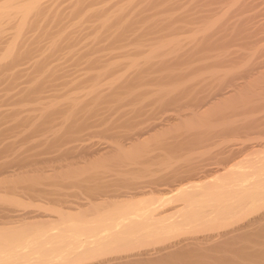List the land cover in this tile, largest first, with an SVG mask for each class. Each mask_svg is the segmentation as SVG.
Returning a JSON list of instances; mask_svg holds the SVG:
<instances>
[{
    "label": "bare ground",
    "instance_id": "obj_1",
    "mask_svg": "<svg viewBox=\"0 0 264 264\" xmlns=\"http://www.w3.org/2000/svg\"><path fill=\"white\" fill-rule=\"evenodd\" d=\"M46 1H49V0H36V1L34 0V1H32L33 2L32 4L28 3L30 5L26 4L25 6H23V8L18 9V11L20 10L19 11L20 20H18L19 23L17 24L16 34L14 35V38H13L11 44L4 50L3 53L0 54V84L1 83L4 84L6 82L4 84L5 89H3V87H2L3 90L1 89V91H0L1 92L0 103H3V102H6L7 104L12 103L15 105H12V104L11 105L13 107H15L20 102L22 103L25 100L27 101L26 98L30 97L31 94L36 93L38 95L41 92H43V91L45 92L48 89H50V90L52 89L53 91L61 89V87L64 85L61 84V82H59V84H57L58 79L69 77L68 72H67V71H69V69H67L68 68V66H67L68 61L65 62V63H67L65 65V66H67V68L65 66H62L61 65L62 61H60L61 63H59V68H56V67L52 68V69H55L54 71H50L47 68L45 70L49 71V72L46 74V73H44L45 71L43 73H41L42 72L41 68L42 67L46 68L47 66H42L43 64H41V62H42L41 61L40 62L41 67H40V64H37V60H38V59H36L37 57L34 56L35 57L34 61L36 60V63L32 62V65H29L30 66L29 69H23V70L17 69L19 67L18 65L21 63V61H23L22 64L24 65V62H26L24 60H26V58L29 55L31 56V54L35 53L37 56L39 55V57H38L39 59H41V57L43 56L42 52H44V51H42L41 49L42 48L44 49V47L46 48V46H43L44 44L41 45L42 43H39L42 41L41 36H43V35H41L38 38V40H40V41L33 42V43H38L39 45H41V46H39L40 50L38 48H36V50H37V51L35 50L36 52L31 50L33 48H29L30 52L27 51V49H25L23 47V43H24L23 41L25 40V33H27V37H28L29 33L27 32V30L32 29V27L34 28V26H33L34 22L33 21H35V19L32 20L33 16L37 12H38V15H39V13H43V12H39L40 10L38 11V9ZM50 1H56V0H50ZM75 2H76V0H75ZM52 3L53 4L54 3L59 4L58 0L56 2H52ZM52 3H51V6L49 7V9L50 8L54 9V6L52 7ZM174 3L176 4V2H174ZM250 3H251V1H250ZM48 4H50V3H48ZM76 5H78L79 7L81 6V5H79V3L78 4L76 3V4H74V8ZM176 5H171L172 7H170V9L171 8L173 9V6H176ZM6 8L3 7L0 9V19L3 16L6 17L7 13L9 12ZM52 10H50V11H52ZM56 10L55 11L58 12V14H60L59 8L58 9L56 8ZM249 10H250V8H249ZM134 11H136V10L134 9ZM176 11H178V9ZM17 12H16V14H18ZM159 12H161V11H159ZM198 12H201V11H198ZM130 13L134 14V12H132V11H130ZM136 13H137V11H136ZM38 15H36L35 17H37ZM69 15H70V13H69ZM137 15H139V13ZM172 15H173V13H172ZM188 15H189V13H188ZM200 15H202V14H200ZM240 15L242 16V14H240ZM244 15H246V14H244ZM58 16H60V15H58ZM66 16H67V13H66ZM126 16H128V15H126ZM126 16H123V19ZM60 17H58V18L61 19L64 16L61 18ZM89 17H91V16H89ZM114 17L111 16L108 19H106L107 18L106 17L105 19L101 20V22H100L101 26L98 23L99 28H98V26H97V28L101 30L104 27H107V26L110 27V24L108 25V22L110 23V21ZM205 17L207 18V15ZM55 18H57V17H55ZM129 18H127L128 21H126V19H125V20H123V22H120V21H122L121 18H119L120 21L116 20V18H115V20L113 19V23H114V21L115 22L117 21L119 23V26H117V28H120V26L122 24L123 25L121 27L122 29L124 26L129 27L126 29H132L135 27L134 33H136V31H139V29L137 28V25H134V24H138L140 21H138V23H134L133 22V21H135V19H134V20H131V22H130ZM184 18H185V16H184ZM191 18H192V16L190 17V19ZM203 18H204V16H203ZM208 18H209V16H208ZM109 19H111V20L109 21ZM187 19H188V17H187ZM256 19H258V18H256ZM139 20L143 21L142 19H139ZM177 20H179V19H177ZM180 20H181V17H180ZM180 20L178 22L174 21L176 23V26L177 25L179 26V24H181ZM195 20H197V19H195ZM198 20H200V19H198ZM54 21H56V20L54 19ZM61 21H62V19L59 22H61ZM63 21H64V19H63ZM200 21H202V20H200ZM35 22L37 23L38 21H35ZM62 22H61V25H62ZM36 23L34 24L35 26H37ZM40 23H42V22H40ZM44 23H46V22H44ZM113 23H111V25ZM183 23L184 22H182V24ZM191 23H190V25H191ZM208 23H210V22H208V21L207 22H204V21L201 22L204 29H203L201 35H199V33H198L199 36L193 34L194 36L191 35V37H187V38L183 37V39H182V37H181V39H178V38L174 39L172 36V38H173L172 40H167L168 35H166L167 38L163 37L166 39V43L162 46H159V47H157L156 45H153L154 44L153 41H152V43L149 42L151 44L150 45L148 43L149 39L148 40L142 39L145 35H148V33H147L148 30L146 28H144L145 30H147V31H144V29L142 28V30L139 31L140 34H142V33L145 34V35L142 34L143 35L141 37L142 41L140 42V40L135 39L138 37H132V39L136 40V41L134 40V44H133V46H134L133 48H135L134 50L138 49L139 46L135 45L138 42H139L138 45L140 43H141V45H143V43H145L146 46L149 45L148 48L146 47L147 49L146 48L144 49V48H142V46H140L141 47V48L139 47L140 50L138 49L137 50L138 52L136 51L138 53V55H141V56L145 55L143 57L144 58L143 62L137 60L136 56H133V54L131 52L132 50H130V49L128 50V46L123 44L125 42V40L127 39V38L126 39L123 38V37H125L124 34L127 30L124 28V31H123L124 36L123 35L120 36L119 34H121V33L116 32L119 35L118 36L119 42L122 41L120 38H122L124 41V42L122 41L121 43H119L118 47L120 50L121 49L126 50V54H123L124 53V52H122L123 50L121 51L122 54L120 53V55H124V56H122V59H123V57L126 58L123 61L124 64H120V65H123V67L125 66V68H124L123 72L121 71V74H119V75H118L119 71L116 72L117 73L116 75H118V76L117 77L115 76V78L117 80H115L116 82L112 83L110 86H112V88H113L112 89L113 95H114V93H116V96L121 94L120 97L117 96V99L119 98V102H123V103L125 102V104L128 102L130 104L129 101H131V99L133 101L136 100L137 103H135L136 106H135V109L133 108L134 109L133 112H135L137 114V117L134 118V120H132V122H130V123H128L126 121L128 119L125 120L127 123L125 121L124 122L121 121V119H120V123H119L120 125L119 124L116 125V123H115V125L113 123L110 125V123H109L110 126L109 125L106 126V124H105V122H108V120L104 121L103 118H102V120L99 119L98 121L95 122V126H96V124H99V125L101 124L100 126H103V127H100V126L97 127L98 129H100V128L102 129L103 135L101 134L100 130H99V132H97V134L100 133L98 135L103 136V137L105 135V138L107 137L106 139L109 138V139L114 140V138L116 136L118 137L117 133L115 134V130H116V128L119 127V129L121 131H123L122 132L123 134L121 133L123 136L126 134L125 130L129 131V129H130L129 135L128 134L125 135V136L128 135V137L125 138V136H124V138H125L124 140L127 139L128 142L129 141L142 142V141H140L141 139L146 140L147 139L146 137H149L152 133L159 131L163 128L165 129V127L167 128L168 126H172L177 121H183V120L187 119L188 115L195 114L196 112H198L199 109L204 110L207 107L209 108L210 107L209 105H211V107H212L213 104H217L216 101L221 100V99H223L222 101L225 102L227 98H230V97L233 98L232 96L235 93L239 92L240 89H242V87H244L241 85L239 80L247 79L248 71H246V70L244 73H240V74L238 73V70H237V73L239 74V75L237 74L238 75L237 78L231 77L230 75L233 76L236 73L234 72L235 74H233L229 71V76H230L229 78H227V75L221 76V77H223V79L222 78L221 79L223 81L225 80L224 82L219 79L220 77L218 75H220L221 73L219 70H215V67H216L215 62L216 61H214L217 58L215 59L213 57L215 54L212 56V54L207 55V53H206V51L207 52L213 51L215 49L214 46L210 45V44H212V43H210V40H211V37H213V36L210 33V27L211 26ZM43 24H41V25L38 24V26L40 27ZM46 24L48 25L49 23L47 22ZM52 24H54V23L52 22ZM55 24H58V27L61 30L62 27L59 26L60 24L56 23V22H55ZM216 25H217V23H216ZM44 26H45V24H44ZM55 26L56 25H54L52 28L54 29ZM65 26H63V27H65ZM163 26H165V25H163ZM176 26L174 25V27H176ZM47 27H46V29L49 28V27L48 28ZM68 27H71V25ZM68 27H67V29H68ZM75 27L77 28V25ZM109 27H108V30L110 29ZM180 27H178V28L176 27V28L179 29ZM52 28H49V29H52ZM171 28H173L172 24H171ZM181 28L184 29L183 27H181ZM67 29H66V32H64L62 34H61V32H63L64 29H63V31L61 30L60 33L57 32V33L61 34L60 36H58L59 35L58 34L57 37H59L58 41H61L60 43H63L64 45H66L65 47H70L72 44L74 45L73 42L71 44V41L74 40L73 36H72L73 31H75V30L77 31V29L80 30V29H82V27L81 28L78 27L77 29H74V30L71 29L72 35L70 33L66 34L68 32V30H70V28L68 30ZM42 30H44V29H42ZM150 30H152L151 27H150ZM48 31H50V30H47V32ZM82 31H83L82 34H84V30H81V32ZM109 31H108V34H109ZM142 31H144V32H142ZM186 31H187V29H186ZM171 32H174V31H171ZM171 32L169 31V33H171ZM178 32L179 31H177V33ZM36 33H37V31H36ZM54 33L57 34L56 32H53V34ZM77 33L81 36V40H82V36L86 37V34L82 35L79 32H77ZM155 33H157V31ZM177 33H174V35L176 34V36H178V35H180L179 33H181V32H179L178 35H177ZM37 34H39V33H37ZM37 34H35V35H37ZM74 34L76 35V33H74ZM117 34L114 33V35H116V38H117ZM50 35L53 36L52 34H50ZM50 35L48 36V38H51ZM79 35H78V38H79ZM103 35H106L105 32L103 33ZM133 35L135 36V34H133ZM151 35H152V33H151ZM156 35H155V38H156ZM172 35H173V33H172ZM46 36H47V34H46ZM138 36H140V35H138ZM170 36H171V34H170ZM34 37H36V36H34ZM54 37H56V36H54ZM76 37H75V39H76ZM97 37L98 36L95 37V41L94 40L92 41L93 43L98 42ZM100 37H102L103 40H105L103 36H100ZM158 37H159V35H158ZM45 38H47V37H45ZM114 38H115V36H114ZM116 38H115V40H116ZM151 38H152V36H151ZM155 38L152 40H155ZM71 39H73V40H71ZM100 39H98V40L100 41ZM110 39L112 40V38H110ZM79 40H77V41H79ZM27 41H25V42H27ZM29 41H30V39H29ZM181 41L192 46L190 48H191L193 54L199 55L200 52L202 54L200 53L198 58L196 57V59L194 58L193 60H191L190 56L185 55L187 52H191L189 46H188L189 50L187 48L179 50L180 45H181V44H179V42H181ZM65 42H66V44H65ZM79 42H81V41H79ZM79 42H77V43L79 44ZM103 42H106V41H103ZM103 42H102V44H103ZM110 42L108 41V43H105V45L107 47L110 46L109 51H111L110 49H112L111 45L108 46V44ZM29 43H27V45H29ZM95 43L92 45L94 46ZM111 43H113V42H111ZM177 44H179V45H177ZM198 44H200L201 49L195 48V47H197ZM84 45H85V43H84ZM98 45H100V43L96 44V46H98ZM113 45H114V43L112 44V47H113ZM176 45H177V47L179 46V48H177L178 50L176 48H174ZM33 46H35V45H33ZM75 46L76 45H74L72 47H75ZM78 46H81V44ZM78 46L75 48H78ZM143 46H145V45H143ZM27 47H29V46H27ZM36 47H38V46H36ZM57 47H58V45H57ZM61 47H62V45H61ZM104 48H106V47L104 46ZM114 48H115V45H114ZM95 49H96V47H95ZM221 49H222V47H221ZM38 50L42 54V56H41V54H39ZM46 50H47V48H46ZM46 50H45L44 56L46 55V52H48ZM53 50H54V52H51ZM55 50H58V49H56V46L52 47V50L50 49L49 53L54 55L56 52ZM59 50H61V52L64 51V50L62 51V49H59ZM86 50H87V48H86ZM260 50L263 51L262 49H260ZM95 51H97V50H95ZM95 51H91V53H93ZM261 51H260V53H261ZM79 52H80V50H79ZM106 52H108V49ZM214 52H215V50H214ZM234 52H236V51H234ZM56 53H58V52H56ZM70 53L71 52H69V54ZM111 53H113V51ZM260 53H259V55H260ZM69 54H68V56H69ZM73 54H72V56H73ZM105 54H108V53H105ZM101 55H103V54H101ZM101 55H99V56H101ZM108 55H112V54H108ZM138 55H137V57H138ZM183 55L187 56V59L185 56H184L185 58H183ZM54 56H56V54ZM54 56H52V57H54ZM68 56H66V57L68 58ZM91 56H92V54H91ZM191 56H192V54H191ZM262 56L264 57V53ZM46 57L48 58L51 56L49 54H47ZM66 57H64V58H66ZM75 57H76V55H75ZM107 57L108 56H106L105 59H107ZM193 57H195V55H193ZM95 59H96V56H95ZM97 59H96V61H97ZM105 59L103 61V58H102V61L105 62L106 61ZM117 59H119V58H117ZM62 60L64 61V59H62ZM77 60H75L77 62L76 65H78ZM93 61H94V63L96 62L95 60H93ZM27 62L30 63V61L28 59H27ZM69 62H71V60H69ZM103 62L101 63L102 67H104ZM109 62L104 63V65L106 64V66H108L107 68L105 67V69L103 68L104 72H105V70L107 71V69L110 68L111 71L114 70V74H115V71L117 70L115 68L116 63L114 65L115 67L114 66L110 67ZM117 62H118V60H117ZM120 62L121 61H119V63ZM233 62L234 61H232V63ZM38 63H39V61H38ZM82 63H83V60H82ZM73 64H74V62H73ZM194 64H195V66L193 67ZM196 64H199V66L197 67ZM220 64H221V62H220ZM60 65H61V67H60ZM92 65H94V64L92 63ZM27 66H25V67H27ZM89 66H91V65H89ZM95 66H96V64H95ZM95 66H91L90 69L92 67H95ZM118 66L119 65H117V67ZM85 67H87V65ZM173 67H175V68H173ZM222 67H225V65L224 66L222 65L221 68ZM77 68H78V66H77ZM82 68H83V66H82ZM121 68H122V66H121ZM65 69H67V70H65ZM95 69H96V67H95ZM103 69H101V70H103ZM119 69H120V67L118 68V70ZM200 69L203 70L204 73H201L198 76H196V75L194 76L192 74V73H194V74L196 73V71L194 72L193 70L198 71ZM42 70H44V69H42ZM92 71L90 70L89 72H92ZM111 71H110V73H111ZM240 71L242 72V70H240ZM73 72H74V70H73ZM107 73H108V71H107ZM100 74L102 75V72L99 73V75ZM114 74H112L111 76H113ZM188 74H190V75L192 74L193 77L192 76L190 77V75H188ZM226 74H228V71ZM72 75H71V77H72ZM76 75H74V76L76 77ZM79 75L80 74H78V76ZM74 76L72 77V79L74 78ZM87 76L86 77L89 79V81H91L90 79H92V81H94L93 79L96 77V74L90 75V73H89V75H87ZM79 77H81V76H79ZM99 77L101 78L102 76H99ZM105 77L106 78L108 77L107 74H106V76H104V78ZM130 77H133V80H131ZM21 78H23L25 81H20ZM104 78L102 77V79H104ZM210 78L212 80L213 79H216V80H213L211 82L209 80ZM96 79H99L98 76ZM217 79L220 81L216 85L214 83H215V81H217ZM252 79H255V78H252ZM84 80H85V78H84ZM99 80L101 81V79H99ZM208 80L210 81V84H209ZM55 81H56V83H55ZM206 81H208V85L206 84ZM250 81H251V79H250ZM100 83L96 84L93 82L92 83L93 85L89 86L90 87L89 89H88V86L86 87L87 88L86 89L82 85H80L83 87L84 91L87 90V94L90 96L89 97L90 100L88 99V96L86 97V94L84 95L85 101L81 97L80 98L83 100L78 101L79 96L77 97L76 95H73L76 98L75 97L68 98V97H65L67 95L64 96L62 94L65 99L67 98L66 99L67 104L65 105L66 107L65 106H62V107L65 108V111H66V109L68 110V108H69L68 113L70 114V111L72 112L70 115L67 114V111L61 112L64 110V108H62V107H60L57 110L54 109L53 114L47 113L43 117L39 116V115H37V116H31L30 115L29 116L28 114L25 115L24 117H17V116H20V114H19L20 111H22V112L23 111L24 112L30 111V110H26V109L23 110L20 107L14 109L13 114H12L13 109L9 108L11 113L7 109L9 111L10 115L9 114L7 115L8 111H6V109H5V111L1 110L3 112H7V113L4 114L0 111V138L3 137V135L7 132L8 133L9 132H11V133L16 132L17 133L16 136H19L18 133H21L23 130L28 129V130H25L28 133L23 132L25 134V136L24 135H22V136L25 137L24 138L25 140L27 139L29 141V139H30L29 135L31 134V132H32V134H36L37 132H39V134H42L41 131H43V133L45 132L44 133L45 135L47 132H49V133L51 132L52 133V135H51L52 139H50V140L45 139V141H37L36 142V143L42 142L43 144H41V145L40 144L35 145V143H33V142H31V144L32 145L34 144L33 146H37L38 150L41 149L40 153L43 157L47 151L49 152V150H51L50 152H52V153H55L53 151L57 152L56 159L58 161L61 159L66 161V158L70 154H72V156H75L74 155L75 153L73 154V152H74V150H77L78 147L71 145V143L77 142L78 137L83 135V134H81L79 136L80 132L81 131L83 132L85 127H86V129L89 128V129H87L89 131L92 127V129H93L92 132L95 131L94 135L95 136L97 135L96 131H98V130H94L93 126H91V124L88 122V120L90 121L92 119L91 116L94 117V115H91V114L92 113L95 114V112L98 111L97 109L102 108L101 111H103L105 108V111H106V107L101 106L98 108V106H100V104H102V102H103V100H102L103 96L101 97V88L98 87V85L101 86ZM211 83H213V84H211ZM193 85H197V87L200 86L201 88H204V91L210 85V88H212L213 90L212 89L208 90V88H209L208 87L207 90L209 92L208 91H206V92L207 93L211 92V94L207 95L208 97L207 96H201V95H203V92H204L203 89H202V91H200L199 89H201V88L198 87L197 88L199 90L198 92H191V91H197L196 89H194V90H192L193 88L191 89V86H193ZM211 85H212V87H211ZM213 85H215V86H213ZM102 87H104V85ZM74 88H75V86H74ZM107 88H109V87H107ZM83 89H81V90H83ZM109 89L111 90V87ZM88 90H89V92H88ZM110 90H108L106 92H108L110 94V92H109ZM124 90L126 92L127 91L129 92V96H128L129 99H127L128 97L125 98L128 93H126ZM210 90H212V91H210ZM12 91H13V93H11ZM76 91L77 90H75V92ZM78 92H79V90H78ZM123 93L124 94L126 93V96L123 95ZM104 94H107V93H104ZM62 95H59V97L60 96L62 97ZM204 95H206V93H204ZM237 95H239V94H237ZM121 96L123 98H121ZM202 97H203V99H202ZM204 97H205V99H204ZM23 98H25V100ZM42 98H44V97H42ZM42 98H38V99L35 98V99H32L31 101L34 102L35 104L39 103V105H41L42 104L41 101L45 100ZM86 99H88V100L86 101ZM21 100H23V101H21ZM115 100L116 99H114L113 101L115 102ZM108 101H109V103L111 102L110 104H112L111 100H108ZM222 101H219V103ZM227 101H228V99H227ZM32 102H30V103H32ZM134 102H133V106H134ZM6 103H5V105H6ZM131 103H132V101H131ZM225 103H227V102H225ZM113 104L115 106L116 102ZM127 104H126V106H127ZM220 104H222V103H220ZM117 105L119 106L120 104L117 102ZM150 105H153L154 107L151 109ZM37 106L38 105H35L32 108L35 109L34 107L37 108ZM110 106L112 108V105H110ZM110 106H109V108H110ZM148 106H150V107H148ZM38 107H40V106H38ZM211 107H210V109H211ZM219 107H220V105H219ZM219 107H217V108H219ZM123 108H124V106H123ZM147 108H150V110H148ZM16 110H20V111H16ZM189 110L192 112H190ZM186 111H188V113ZM98 112L100 113V111H98ZM57 113H60V114L62 113V116L64 115L63 113H66V115H64V116H67V117L69 116V117L68 118L67 117L66 118L61 117L62 121L60 122V125H62L63 127L60 126L59 123H57L59 126L54 123L56 125V127L58 126L60 128V129L55 128V125H54V128L57 129V130H55L54 128H52L53 123H50V120L52 118H54V120H55L57 115L52 117V118H51V116H53ZM60 114H58L59 117L57 116V119L59 118V121L61 119ZM203 114H204V112H203ZM98 115L99 114H97V116ZM197 115L199 116V114H197ZM76 116H78V117H76ZM192 116H194V115H192ZM227 116L228 115H226V117ZM189 117H188V120H189ZM9 119L13 120V121L10 120L11 122H13L12 125L9 124ZM196 121H197V119H196ZM2 122H4L5 124L7 123L10 126L8 125L9 127L8 126L4 127L6 129L2 128L3 130H1V125H3ZM53 122H55V121H53ZM117 122H118V120H117ZM121 122L126 123V124L123 125ZM91 123H92V121H91ZM49 124H51L50 125L51 127H49ZM88 124H90V127H88L89 126ZM233 124H231V125H233ZM187 125H188V123H187ZM235 125L236 124H234V126ZM104 126H106V127H104ZM133 126H135V127H133ZM201 126H202V124H201ZM244 126H245V124H244ZM121 127H124L126 129H124V128L122 129ZM128 127H130V128H128ZM132 127L134 128V132L131 129ZM185 127H187V126H185ZM103 128H104V130H103ZM226 128L228 129V127H226ZM229 128H230V126H229ZM191 129H193V128H191ZM230 129H232V128H230ZM237 129L239 131V128H237ZM225 130H223V131H225ZM243 130H244V133H240L242 131H240V132L234 131V134H235L234 135L232 131H229V135H228V133L226 135L231 136L233 134V136L230 138L240 136V137H242V139L245 138L244 142H246V143H247V141L250 142L248 131L246 130V133H245V128ZM121 131H119V135H120ZM178 131H180V130H178ZM92 132L89 135H87L88 133L85 134L86 137L88 138V136L90 137V135H93ZM49 133H47L48 136H50ZM220 133H221V131H220ZM230 133H232V134L230 135ZM15 134H13V135L15 136ZM36 135H38V134H36ZM45 135H43V136H45ZM32 136H31V138H32ZM170 136H172V135H170ZM20 137H21V135H20ZM96 137H99V136H96ZM172 137H174V136H172ZM182 137H184V136H182ZM10 138H11V135H10ZM22 138L23 137H21V139ZM257 138H260V137H257ZM6 139H7V137H6ZM17 139H20V138H17ZM195 139H194V141H195ZM235 139H237V138H235ZM80 140H82V138H80ZM122 140H123V138H122ZM168 140H170V139L168 138ZM0 141H2V139H0ZM19 141L20 140H18V142ZM156 141H158V140L156 139ZM199 141H202V140H199ZM222 141L223 142L220 141L221 143L216 144V145H218L217 147L219 148L216 150V152L211 151L209 153V155H207L206 157L204 155H201L202 152L200 154L201 156L199 154H197V152H196L195 153L196 156H194V158L196 160H193L194 158L192 157L193 159H192L191 163H188L187 165H182V164L178 165L179 164L178 162L177 163L175 162L177 165L175 163L169 164L168 163L169 159H167L165 161H163L164 159H162L159 161L157 160L158 162L152 161V163H149V161L146 159L148 161V163L147 162L143 163L141 161L142 162L141 165L143 164V166H146V167H143L144 169H142V168L140 169V166H138V165H137L138 167H136L135 164H137V163H135V162H134L135 164L133 162H132L133 164L131 162H127L126 164L123 165V172L121 170L115 171V172L113 171L114 173L112 171H110V173H113V174L104 176L103 174L100 173V171L97 172L95 169V170H89V172L92 173L91 176L84 178L82 176V174H81L82 177L81 176L79 177V175H80L79 174L76 177V179L73 178L75 176H73L72 178H70L68 176L72 180H70V179L65 180L66 178L65 179L63 178L64 181L59 180L57 182H55V181L50 182L49 181L50 179L46 180L48 177L43 179V177H42L43 175L41 176V174L46 173V172H44L41 167L39 168L38 164L36 163L37 161L40 162L41 160H42V162H47V161L49 162L50 161L49 158L45 161L44 159H46V158L42 157L43 159H41L40 158L41 155H39V157H38L39 159L35 160V159H37L36 157L38 156L39 151H37L38 154L32 151L33 154L37 155L36 157L31 155L32 153H29V155H27L26 152H19L16 148L15 149L17 151L13 150L14 148H12V146L15 147V145L17 146V145H19V143L15 144V145L8 143L9 144L8 145V144H6L7 143L6 142L5 143L6 146H4L3 148L1 146L2 149L0 150V154H2V152H3V155H4L5 154L4 151H6V152L8 151L10 153L7 152V154L8 155L10 154L9 156H11V157H8V155L6 154L5 155L6 158L1 159L2 156L0 158L1 159L0 160V204H1L0 208L2 210H4V211H2L0 209V213H1V211L3 212L0 215V264H233V259L235 260L237 257L238 258L240 257L241 261H242V258H246V259L247 258H257L256 260L260 261L258 263H262L263 261L261 262V259L264 260V243H263L264 242V240H263V238H264V150L260 151V152H254L250 155H246V157H244V158L239 159L237 157L238 156L237 154L239 153V151L235 150L234 149L235 147H233L236 140L229 139V137H228L227 139L224 138ZM81 142H83V141H81ZM85 142H83V143H85ZM213 142H215V141L213 140ZM25 143L27 144V142H25ZM25 143H24V145H26ZM174 143H173V145L176 144V143L175 144ZM178 143H177V145H178ZM31 144H30V146H31ZM64 144H67V145H64ZM80 144H82V143H80ZM124 144L117 141L112 145H107V146L99 148L97 150H92V146L94 144L93 145L90 144L92 146H89V145L85 146L84 149H85V151H91V153H93L92 155L87 153V155H90L91 157L92 156L94 157V154H97V155L100 154L101 157H103L102 155H107V157H108V155L111 152H115V151L118 152L119 154L123 153L124 156H128V157L134 156L135 155L134 152L131 153L132 148L128 152L124 148ZM131 144L133 145L135 143L130 142V146H132ZM139 144H141V143H139ZM162 144H164V142H162ZM180 144L182 145L183 142H181ZM180 144L178 145V147L176 145V147L179 149H174L172 147L173 145L171 144L170 150H168L167 147L169 146V144H167L166 142H165L166 147H164V145H163V147H164V149H167L165 151L168 152V154L178 153L176 155H179V153L181 151L180 149L184 148L183 145L185 143L182 145L183 147L181 146V148H180ZM199 144H201V143H199ZM208 144H209V141H208ZM196 145H197V142H196ZM237 145H239V144H237ZM243 145H244V143H243ZM33 146H31V147H33ZM39 146L43 147V148H39ZM63 146H67V147L63 148ZM133 146H135V145H133ZM160 146L162 147V145H160ZM194 146H192V147H194ZM206 146H208V145H206ZM247 146H249V145H246V148L248 150V148H250V146L249 147H247ZM195 147H197V146H195ZM198 148H200V146ZM204 148H205V146H204ZM19 149H20V147H19ZM27 149L32 150V148L31 149L27 148ZM161 149L163 152L164 151L163 148H161ZM184 149L186 150V147ZM44 150H47V151H44ZM200 150H199V152H200ZM254 150L258 151V149H255V148H254ZM13 151L16 154L14 153L12 156L11 152L13 153ZM196 151H197V149H196ZM206 151H207V149H206ZM43 152H45V153H43ZM140 152H141V150H140ZM166 152H165V154H167ZM82 153H84V152H82ZM79 154H80V152H79ZM184 155L185 154H183L181 156L184 157ZM113 156H115V155H113ZM152 156H153V154H152ZM159 156L161 157L162 155H159ZM197 156H200V157L203 156L205 158H203V159L198 158L197 159ZM77 157H79V155ZM160 157H159V159H160ZM180 157H179V159H180ZM69 158L70 157H68L67 160ZM146 158H147V156H146ZM149 158H150V156H149ZM52 159L53 158H51V161H52ZM181 159H183V158L181 157ZM71 160H73V159H71ZM188 160L189 159H187V162H188ZM54 161H55V159H54ZM62 161H60V162H62ZM166 161H167V163H166ZM173 161H174V159H173ZM73 162H74V160H73ZM146 163H147V165H145ZM62 164H60L62 166L59 167L60 171L63 168L64 169H66L67 167L70 168V166L73 163H68L66 165L64 163H62ZM212 165H213V167H212ZM108 166H110V165H108ZM119 166L121 167L122 165H119ZM209 166L212 168H210ZM214 166H216V167H214ZM30 167H32V168H30ZM25 168L29 169V171L25 170ZM55 168H56V166L53 169L55 170ZM22 169H24V170H22ZM50 169L52 170V168H50ZM90 169H92V168H90ZM57 170H58V168H57ZM78 170H77V172H78ZM18 171L19 172L23 171V173H21V172L19 173ZM52 172L54 173V171H52ZM34 173H35L36 177L31 176V174H34ZM84 173L86 175H90L88 172H87L88 174L86 172H84ZM28 174H30V175H28ZM49 174H50V172H49ZM45 175H47V174H45ZM86 175H84V176H86ZM57 177H58V175H57ZM120 177H123V178L125 177V178L122 179ZM44 180H46V181H44ZM52 180H56V178L52 179ZM53 182H55V183H53ZM41 184L46 186L45 189L40 186ZM53 185H54V187H55V185L60 186L63 190L62 191H56L60 187H56V189H55L53 187ZM48 186H50L49 188L50 189L52 188V189L51 190L46 189V188H48ZM83 186H86V187L90 186L89 188H87V190L89 192L82 193L79 189L80 193H82V194H78L79 192L76 193L78 190L76 192L70 191L71 189L73 190V188H75V187L76 188L79 187L83 190L84 189L86 190V188L85 187L83 188ZM7 190H8V194L6 192ZM16 190L17 191L20 190V192H23V193L26 192L28 195H30L33 198L37 197V198L42 199V200H40L41 204H38L39 202L36 201L38 204L37 205L36 202L34 201L36 204L35 205L36 210L31 211V209H30V211H26L27 208L23 209L21 207H25V206L27 207V205L29 206V204H31V203H25V202L21 201V199H22L21 197L26 195L25 193H24V195H22V193H21L22 196L18 195L16 197H15V194L12 195L11 192L12 191L14 192ZM58 190H60V189H58ZM9 192L12 196H10ZM32 205H34V203H32ZM31 207L33 208V206H31ZM35 207H34V209H35ZM246 238H252L254 241L257 240V242H258V238H262L263 242L260 245L254 243L255 246L248 247V248L246 246H239V243H241V241L243 239H246ZM242 242H244V240ZM259 242H261L260 239H259ZM251 244H252V242H251ZM258 246H260V247H258ZM234 255L237 257L235 258ZM251 261H253V260H251ZM251 261L248 259V262H251ZM245 262H246V260L244 261V263ZM240 263L244 264L242 262H240ZM251 264H253V263H251ZM262 264H264V263H262Z\"/></svg>",
    "mask_w": 264,
    "mask_h": 264
},
{
    "label": "rangeland",
    "instance_id": "obj_2",
    "mask_svg": "<svg viewBox=\"0 0 264 264\" xmlns=\"http://www.w3.org/2000/svg\"><path fill=\"white\" fill-rule=\"evenodd\" d=\"M32 1H34V0H0V9L1 8H3V7H7L6 9L9 11L8 13H7V15H6V17L5 16H3L1 19H0V54L1 53H3L4 52V50L11 44V42H12V40H13V38H14V35L16 34V31H17V24L19 23V21L18 20H20V18H19V15H20V13H19V11H18V9H21V8H23V6H25L26 4L27 5H30V4H28V3H33ZM36 1V0H35ZM50 1V0H49ZM46 1L44 4H42L41 5V7L38 9V11L39 12H43V13H39V15H38V12L33 16V18H32V20L33 19H35V21H38L37 23L35 22V21H33L34 22V24L36 23V25L37 26H35L34 24H33V26H34V28L32 27V29H28L27 30V32L29 33L28 34V37H27V33H25V40L23 41L24 43H23V47L25 48V49H27V51H29L30 52V50H29V48H33V49H31V50H33V51H35L36 50V48H38L39 50H40V48H39V46H41V45H43V46H46V48H47V50H46V48L44 47V49L42 48L41 50L42 51H44V52H42L43 53V56H44V54H45V50L46 51H48V52H46V55L43 57L42 56V54L39 52V50H38V52H39V54H41V59H39L38 57H39V55L37 56L35 53H33V54H31V56L29 55L27 58H26V60H24V61H26V62H24V65L22 64L23 63V61H21V63L17 66L18 68L17 69H29L30 68V66L29 65H32V62L34 63H36V60L34 61V58L35 57H37L36 59H38L37 60V64H40V62H41V64H43L42 66H47L46 68H44V67H42L41 68V73H43L44 71V73H48L49 71H46L45 69H47L48 68V70H50V71H54L55 69H52V68H54V67H56V68H59V63H61L60 61H62V63H61V65L62 66H65L67 63H65V62H67L68 61V64H67V66H68V68H67V66H65L67 69H69V71H67L68 72V76L71 78H69V77H65V78H59L58 79V83L57 84H59V82H61V84H63L64 86H62L61 87V89H59V90H50V89H48V90H46L45 92L43 91V92H41L40 94H31L30 95V97H25L26 99H27V101L25 100V98H23L25 101H23V100H21V101H23L22 103L20 102L17 106H15V107H13L12 105H15V104H12V103H9V104H7L6 102H3V103H0V111L1 110H4L5 111V109H6V111H8L9 110V108L10 109H13L12 110V114H13V112H14V109H16V108H22L23 110L24 109H26V110H30V111H26V112H22V111H20V110H16V111H20L19 112V114H20V116H17V117H24L25 115H31V116H37V115H39V116H44V115H46L47 113H49V114H53V112H54V109L55 110H57V109H59L60 107H62V106H65L66 104H67V98L65 99L64 98V96L65 95H67V96H65V97H68V98H70V97H75V96H73V95H76L77 97H78V101H80V100H83L84 99V101H85V97H84V95L86 94V97L88 96V99H89V95L87 94V90L86 91H84V89H83V87L84 88H86L87 86H88V89L90 88L89 86H92L93 84V82L94 83H96V84H98V83H100V85L101 86H99L98 85V87H100L101 88V97L103 96V98H102V100H103V102H102V104H100V106H98V108L99 107H101V106H103V107H106V111H105V108H104V110L103 111H101L102 110V108L101 109H97L98 111H100V113L98 112H95V114L94 113H92L91 115H94V117L93 116H91L92 117V119L89 121L88 120V122L91 124V126H93V128H94V130H98V131H96V134H97V132H99V130L101 131V134L103 135V133H102V129L100 128V129H98L97 127L98 126H100L99 124H96V126H95V122L96 121H98L99 119L100 120H102V118H103V120L104 121H107L108 120V122H105V124H106V126L107 125H109V123H110V125L113 123L114 125H115V123H116V125L117 124H119L120 123V119H121V121H125L126 119H128V120H126L128 123H130V122H132V120H134V118H136L137 117V114L135 113V112H133L134 111V109H135V103H137L136 102V100H132L131 98V101H132V103H131V101H129L130 102V104L128 103H126L127 104V106H126V104H125V102L123 103V102H119V98L117 99V96L118 97H120V95L121 94H119V95H117L116 96V93H114V95H113V88H112V86H110L112 83H114V82H116L115 80H117L116 78H115V76L117 77L119 74H121V71L123 72V70H124V68H125V66L123 67V65H120V64H124L123 63V61H124V59H126V58H124L123 57V59H122V56H124V55H120V53H121V51L122 52H124L123 54H126V50H124V49H119V47H118V45H119V43H121L122 41H123V39L122 38H120L121 40V42H119V39H118V36L120 35H123L124 34V28L126 29V28H129V27H126V26H124L123 27V29L121 28L123 25L121 24V26H120V28H117V26H119V23L116 21H114V23H113V19L115 20V18H116V20H119L120 21V19L119 18H121V20L122 21H120V22H123V20H125L126 19V21H128V19L127 18H129V20H130V22H131V20H134L135 19V21H133L134 23H138V21H140L138 24H134V25H137V28L139 29V31H141L142 30V28L144 29V28H146L147 30H145L144 29V31H147V33H148V35H145L144 33H142V32H144V31H142L141 33L142 34H144L145 36V38L143 37L142 39L143 40H148V43L150 42V43H152V41H153V45H156L157 47H159V46H162V45H164L165 43H166V39L165 38H167V36L166 35H168V38H167V40H172L173 38L174 39H176V38H178V39H181V37H182V39H183V37H185V38H187V37H191V35L192 36H194V35H198V33H199V35H201V33H202V31H203V29H204V27H203V25L201 24V22H210V23H208L211 27H210V33L212 34V36L215 38H213V37H211V40H210V43H212V44H210L211 46H214V50H215V52H214V50L213 51H206V53H207V55L208 54H212V56L216 59V60H214V61H216L215 62V65H216V67H215V70H219L220 71V75H218L220 78V80L221 81H223L222 79H223V77H221V76H225V75H227V78H229L230 76L231 77H235V78H237L238 77V75L240 74V73H244L245 72V70L246 71H248V77H247V79H241V80H239V82L241 83V85L242 86H244V87H242V89H240V91L239 92H237V93H235L232 97L234 98H227L228 99V101H227V99H226V101L225 102H227V103H225V102H223L222 100L223 99H221V100H218V101H216L217 102V104H213L212 105V107H211V105H209L210 107H211V109H210V107L208 108H205L204 110L203 109H199L198 110V112H196L195 114H191V115H188V117H189V120H188V117H187V119H185V120H183V121H177V122H175L172 126H168L167 128L165 127V129L163 128V129H161V130H159V131H156V132H154V133H152L149 137H146L147 139L146 140H144V139H141L140 141H142V142H139V143H141V144H139L137 141H127V139L126 140H124L126 137H128V135H129V133H130V129H129V131L128 130H125V132H126V134H128L127 136H125V138H124V136L122 135L123 133V131H121L120 129H119V127L118 128H116V130H115V134L117 133V135H118V137L116 136L115 138H114V140L113 139H106L105 138V135H104V137L103 136H100V135H98V134H100V133H98L96 136H99V137H96L95 135H94V132L95 131H93L92 132V127H91V129H90V131L89 130H87V129H89V128H87L86 129V127L84 128V133L81 131L80 132V134H79V136L81 135V134H83L82 136H80V137H78V140H77V142L75 143H71V145H74V146H77L78 147V151L77 150H74V152H73V154L75 155V156H72V154H70L68 157H70L68 160H67V158H66V161H64L63 159H61V160H57L56 159V155H57V152L56 151H53V152H55V153H52V152H50L51 150H49V152L47 151V150H44V151H47L46 152V154L44 155V157L41 155V149H39L38 150V148H37V146H33L32 144H31V142H33V143H35V145L36 144H43L42 142L41 143H36L37 141H45V139L47 140V139H52V133L50 132H47V133H49L50 134V136H48L47 135V133H46V135L48 136H46L44 133H43V131H41L42 132V134H39V132H37L36 134H38V135H36V134H32V132H31V134L29 135L30 137V139H29V141L27 140H25L24 138V136H25V130H28V129H25V130H23L21 133H18L19 134V136H16L17 135V133L16 132H12L13 134H15V136L11 133V132H7V133H5L4 135H3V137H1L0 139H2V141H0V150L4 147V146H6V144H8V143H10V144H12V145H15V144H17V143H19V145H15V147H13L12 146V148H14L13 150L14 151H19V152H26L27 153V155H29V153H32L31 155H33V156H37L36 154H33V152H35V153H37V151H39V154H38V156L36 157L37 159H35V160H38L39 158V155H41L40 156V158L41 159H43V158H46V159H44L45 161L49 158L50 159V161L48 162H42V160L39 162V161H35L37 164H38V166H39V168L41 167L42 169H43V171L44 172H46V173H43V174H41V176L43 177V179H45V178H47L46 180H48V179H50L49 181L51 182V181H55V182H57V181H64L63 180V178L65 179V180H67V179H70V178H72L73 176H75V177H73V178H75L76 179V177L79 175V177L81 176V174H82V176L85 178V177H88V176H91V174L92 173H90L89 172V170H95L96 169V171L98 172V171H100V173L101 174H103L104 176L106 175H110V174H113L115 171H122L123 172V165L124 164H126L127 162H135V163H137V164H135L136 165V167H138V166H140V169L142 168V169H144L143 167H146V166H143V164L141 165V163L143 162H147L148 163V161H149V163H152V161H154V162H158L159 160H162V159H164L163 161H165V160H167V159H169L168 160V163L169 164H174L175 162L177 163H179L178 165H187L188 163H191V161H192V159L194 158V156H196V152H197V154H201V152H202V154L201 155H204L205 157L207 156V155H209V153L211 152V151H215L216 152V150L217 149H219L217 146L218 145H216V144H218V143H221V142H223L222 140L225 138V139H227L228 137H229V139H232V140H236V142H235V144H234V146L233 147H235L234 149L235 150H237V151H239V153L237 154L238 156V158L239 159H241V158H244V157H246V155H250V154H252V153H254V152H260V151H263L264 150V57L262 56L263 55V53H264V0H76V2H75V0H58V2H59V6L57 5V4H53L52 2H56V1ZM250 1H251V3H250ZM174 2H176V4L174 3ZM180 2V3H179ZM242 2V3H241ZM48 3H50V4H48ZM51 3H52V7L54 6V9L53 8H50L49 9V7L51 6ZM78 4L79 3V5H81L80 7L78 6V5H76L75 6V8H74V4ZM261 3V4H260ZM184 4V5H183ZM46 5V6H45ZM171 5H176V6H173V9L171 10L170 9V7H172ZM186 5V6H185ZM256 5V6H255ZM201 6V7H200ZM253 8H252V7ZM58 9L59 8V13L60 14H58V12H56L57 10H56V8ZM151 7V8H150ZM180 7V8H179ZM43 10H42V9ZM47 8V9H46ZM63 8V9H62ZM65 8V9H64ZM67 8V9H66ZM178 9V11H176L177 9ZM249 8H250V10H249ZM255 8V9H254ZM10 9V10H9ZM53 9V10H52ZM134 9L137 11V13H136V11H134ZM6 10V11H7ZM50 10H52V11H50ZM56 10V11H55ZM65 10V11H64ZM155 10V11H154ZM184 10V11H183ZM240 10V11H239ZM253 10V11H252ZM18 11V12H17ZM130 11H132V12H134V14H132V13H130ZM159 11H161V12H159ZM198 11H201V12H198ZM203 11V12H202ZM251 11V12H250ZM16 12L18 13V14H16ZM62 12V13H61ZM130 14H129V13ZM156 12V13H155ZM158 12V13H157ZM163 12V13H162ZM165 12V13H164ZM65 13V14H64ZM66 13H67V16H66ZM69 13H70V15H69ZM139 13V15H137ZM154 13V14H153ZM172 13H173V15H172ZM188 13H189V15H188ZM202 14V15H200V14ZM57 14V15H56ZM125 14V15H124ZM136 14V15H135ZM176 14V15H175ZM198 14V15H197ZM207 15V18L205 17L206 15ZM240 14H242V16L240 15ZM244 14H246V15H244ZM258 14V15H257ZM36 15H38L37 17H35ZM58 15H60L61 17H63V18H61L60 16H58ZM63 15V16H62ZM108 15V16H107ZM115 16L114 18H112V20L111 19H109V21H110V23L108 22V25L110 24V27L109 26H107V27H104V28H102L101 30L100 29H98L99 28V24H100V22H101V20H103V19H105L106 17V19H108L109 17H111V16ZM126 15H128V16H126ZM131 15V16H130ZM197 15V16H196ZM8 16V17H7ZM89 16H91V17H89ZM93 16V17H92ZM123 16H126V17H124V19H123ZM183 16V17H182ZM184 16H185V18H184ZM192 16V18L190 19V17ZM203 16H204V18H203ZM208 16H209V18H208ZM245 16V17H244ZM253 16V17H252ZM35 17V18H34ZM55 17H57V18H55ZM58 17H60L61 19H62V21H63V19H64V21L62 22V25H61V22H59L61 19H59ZM118 17V18H117ZM180 17H181V20H180ZM187 17H188V19H187ZM212 19H211V18ZM244 17V18H243ZM56 20V21H54V19ZM132 18V19H131ZM183 18V19H182ZM203 18V19H202ZM256 18H258V19H256ZM37 19V20H36ZM59 21H58V20ZM139 19H142L143 21H141V20H139ZM177 19H179L180 20V22H181V24H179V26L177 25L176 26V23L175 22H178L179 20H177ZM186 21H185V20ZM195 19H197V20H195ZM198 19H200V20H202V21H200V20H198ZM208 19V20H207ZM215 19V20H214ZM177 20V21H176ZM188 20V21H187ZM163 21V22H162ZM175 21V22H174ZM40 22H42V23H40ZM44 22H48L49 24L47 25L46 23H44ZM52 22L54 23V24H52ZM55 22L56 23H59L60 25L59 26H61L62 28H61V30L63 31V29H64V31L63 32H61V30L59 29V27H58V24H55ZM132 22V23H133ZM161 22V23H160ZM173 22V23H172ZM182 22H184L183 24H182ZM192 22V23H191ZM197 24H195V23ZM198 22V23H197ZM217 23V25H216V23ZM45 24V26L47 27H49V28H52L54 25H56L55 27H54V29L52 28V29H49L48 27V29H46V27L44 26V24ZM64 23V24H63ZM99 23V24H98ZM111 23H113L112 25H111ZM118 23V24H117ZM190 23H191V25H190ZM213 23V24H212ZM38 24H43L42 26H38ZM81 24V25H80ZM171 24H172V27L174 28H171ZM201 24V25H200ZM212 24V25H211ZM66 25V26H65ZM71 25V27H68V26H70ZM74 25V26H73ZM77 25V28L78 27H82V29H80V30H78L75 26ZM163 25H165V26H163ZM174 25L178 28V27H183L184 29H182L181 27L179 28V29H177L176 27H174ZM183 25V26H182ZM258 25V26H257ZM63 26H65V27H63ZM97 26H98V28H97ZM100 26H101V24H100ZM154 26V27H153ZM195 26V27H194ZM67 27H68V29L70 28V30L72 29V30H74V29H77V31L75 32V31H73V35H72V30L70 31V30H68L67 29ZM108 27L110 28L109 30H108ZM150 27H151V29L152 30H150ZM194 27V28H193ZM213 27V28H212ZM250 27V28H249ZM44 29V30H42V29ZM131 28V27H130ZM161 28V29H160ZM209 28V27H208ZM34 29V30H33ZM66 29L68 30V32L66 33V34H68V33H70L72 36H73V39H71V40H73V41H71V44H72V42L74 43V45H76L75 47H77L78 45H80L81 44V46H78V48H75V47H72V46H74L73 44L70 46V47H65L66 45H64L63 43H60L61 41H58L59 40V37H57V35L61 32V34L62 33H64V32H66ZM89 29V30H88ZM135 27L134 28H132V29H126L127 31L125 32V37H123V38H127L126 40H125V42L123 43L124 45H127L128 46V50L130 49V50H132L131 52H132V54H133V56H136V59L137 60H139V61H144V56L145 55H143V56H141V55H138V49L140 50V46H142V48H148V46H146V44L145 43H143V45H145V46H143V45H141V43L138 45V43L137 44H135V45H137V46H139L138 47V49L137 50H134L135 48H133L134 46H133V44H134V40L135 39H137V40H140V42L142 41L141 40V37L143 36L142 34H140V32L139 31H136V33H134L135 32ZM173 29V30H172ZM186 29H187V31H186ZM240 29V30H239ZM256 29V30H255ZM47 30H50V31H48L47 32ZM81 30H84V34H82L83 33V31L81 32ZM129 30V31H128ZM131 30V31H130ZM166 30V31H165ZM261 30V31H260ZM36 31H37V33H39V34H37L36 33ZM107 31V32H106ZM108 31H109V34H108ZM157 31V33H155ZM169 31L171 32V31H174V32H171V33H169ZM177 31H179V32H181V33H179L180 35H178V33H177ZM189 31V32H188ZM200 31V32H199ZM33 32V33H32ZM53 32H59V33H57V34H53ZM77 32H81L80 34H82V35H85L86 34V37H83L82 36V40H81V36L77 33ZM86 32V33H85ZM105 32V34L106 35H103V33ZM121 33V34H117V33ZM139 32V33H138ZM188 32V33H187ZM240 32V33H239ZM49 33V34H48ZM74 33H76V35L74 34ZM114 33L115 34H117V38H116V35H114ZM151 33H152V35H151ZM169 33V34H168ZM172 33H173V35H172ZM174 33H177V35L178 36H176V34L174 35ZM184 33V34H183ZM188 35H187V34ZM35 34H37V35H35ZM46 34H47V36H46ZM50 34H52L53 36H51ZM61 34H59L58 36H60ZM79 35V38H78V35ZM101 34V35H100ZM133 34H135V36L133 35ZM157 34V35H156ZM170 34H171V36H170ZM194 34V35H193ZM39 35V36H38ZM41 35H43V36H41ZM50 35V37L51 38H48V36ZM138 35H140V36H138ZM150 35V36H149ZM155 35H156V38H155ZM158 35H159V37H158ZM198 35V36H199ZM34 36H36V37H34ZM41 36V38H42V41L41 42H39V43H42L41 45H39L38 43H33V42H38V41H40V40H38V38ZM54 36H56V37H54ZM71 36V37H72ZM77 36V37H76ZM96 36H98L97 38L98 39H100V41L97 39V43H95V45L93 46L92 44H94L92 41L94 40L95 41V37ZM100 36H103L104 37V39L105 40H103V38L102 37H100ZM114 36H115V38H116V40H115V38H114ZM147 36V37H146ZM151 36H152V38H151ZM172 36H173V38H172ZM252 36V37H251ZM27 37V38H26ZM45 37H47V38H45ZM75 37H76V39H75ZM132 37H138V38H135L134 40L132 39ZM163 37H165V38H163ZM40 38V39H41ZM110 38H112V40L110 39ZM155 38V40H152V39H154ZM159 38V39H158ZM29 39H30V41H29ZM80 39V40H79ZM110 39V40H109ZM28 40V41H27ZM77 40H79V41H81V42H79V41H77ZM216 40V41H215ZM25 41H27V42H25ZM75 41V42H74ZM103 41H106V42H103ZM108 41L110 42H113L114 43V45H115V48H114V45H113V47H112V44L113 43H109L108 44V46L109 45H111V48L112 49H110L111 51H109V48H110V46L109 47H107L106 45H105V43H108ZM118 41V42H117ZM136 41V40H135ZM30 42V43H29ZM77 42H79V44L77 43ZM102 42H103V44H102ZM145 42V41H144ZM147 42V41H146ZM182 42V41H181ZM179 42V44H181L180 45V48H179V46L177 47V45H179V44H177L174 48H179V50H181V49H188V46H189V48L190 47H192L191 45H188V44H186L185 42ZM27 43H29V45H27ZM60 43V44H59ZM84 43H85V45H84ZM100 43V45H98V46H96V44H99ZM149 43V44H150ZM254 43V44H253ZM256 43V44H255ZM35 45V46H33V45ZM38 44V45H37ZM65 44H66V42H65ZM185 44V45H184ZM31 45V46H30ZM57 45H58V47H57ZM61 45H62V47H61ZM151 45V44H150ZM232 45V46H231ZM238 45V46H237ZM27 46H29V47H27ZM36 46H38V47H36ZM54 46H56V49H58V50H55L56 52H58V53H56L55 52V54H56V56H54L53 54H50L49 52H50V49L52 50V47H54ZM104 46L106 47V48H104ZM184 46V47H183ZM199 46V47H198ZM225 46V47H224ZM60 47V48H59ZM95 47H96V49H95ZM132 49H131V48ZM201 46H200V44H198L197 45V47H195V48H197V49H201L200 48ZM221 47H222V49H221ZM35 48V49H34ZM81 48V49H80ZM86 48H87V50H86ZM146 48V49H147ZM219 48V49H218ZM262 49L263 51H261L260 49ZM59 49H62V51L63 52H61V50H59ZM66 49V50H65ZM72 49V50H71ZM80 50V52H79V50ZM107 49H108V52H106L107 51ZM175 49V50H176ZM68 50V51H67ZM75 52H74V51ZM79 52H77V51ZM95 50H97V51H95ZM100 50V51H99ZM178 50V49H177ZM189 50V49H188ZM253 50V51H252ZM261 51V53H260V51ZM37 51V50H36ZM35 51V52H36ZM73 51V52H72ZM82 51V52H81ZM91 51H95V52H93V53H91ZM103 51V52H102ZM105 51V52H104ZM113 51V53H111ZM137 51V52H136ZM190 51L191 52H187L185 55H188V56H190V59L191 60H193L194 58L196 59V57L198 58V56L200 55V53H199V55H197V54H193V52H192V50H191V48H190ZM234 51H236V52H234ZM51 52H54V50L53 51H51ZM66 52V53H65ZM69 52H71L70 54H69ZM100 52V53H99ZM130 52V53H131ZM213 52V53H212ZM74 53V54H73ZM92 54V56H91V54ZM105 53H108V54H112V55H108V54H105ZM205 53V52H204ZM203 53V54H204ZM217 53V54H216ZM219 53V54H218ZM256 53V54H255ZM259 53H260V55H259ZM35 54V55H34ZM38 54V53H37ZM47 54H49L51 57H46L47 56ZM62 54V55H61ZM68 54H69V56H68ZM72 54H73V56H72ZM90 54V55H89ZM101 54H103V55H101ZM108 56L107 57V59H105L106 58V56ZM122 54V53H121ZM136 54V55H135ZM141 54V53H140ZM191 54H192V56H191ZM202 54V53H201ZM240 54V55H239ZM64 55V56H63ZM75 55H76V57H75ZM96 56V59H97V61H96V59H95V56ZM99 55H101V56H99ZM137 55H138V57H137ZM185 55H183V58H185L186 57V59H187V56H185ZM193 55H195V57H193ZM220 55V56H219ZM232 55V56H231ZM35 56V57H34ZM52 56H54V57H52ZM66 56H68V58L66 57ZM90 56V57H89ZM98 56V57H97ZM111 56V57H110ZM126 56V55H125ZM185 56V57H184ZM259 56V57H258ZM263 58H262V57ZM31 57V58H30ZM64 57H66V58H64ZM244 57V58H243ZM33 58V59H32ZM43 58V59H42ZM47 58V59H46ZM71 58V59H70ZM79 58V59H78ZM102 58H103V61H104V59L106 60L105 62H103L102 61ZM117 58H119V59H117ZM237 58V59H236ZM262 58V59H261ZM27 59L30 61V63L29 62H27ZM62 59H64V61L62 60ZM68 59V60H67ZM73 59V60H72ZM78 59V60H77ZM95 60L96 62L94 63V61L93 60ZM189 59V58H188ZM220 59V60H219ZM222 59V60H221ZM33 60V61H32ZM69 60H71V62H69ZM75 60H77L78 61V65H76L77 64V62L75 61ZM82 60H83V63H82ZM85 60V61H84ZM99 60V61H98ZM117 60H118V62H117ZM38 61H39V63H38ZM94 64V65H92V63ZM103 62V66L104 67H102L101 65V63ZM110 63L109 65H110V67L111 66H114L115 65V63H116V71H115V74H114V70H110V68H108L110 71H111V73H110V71L107 69V71H108V73H107V71L105 70V72H104V69H105V67L107 68L108 66H106V64L104 65V63H108V62ZM119 61H121L120 63H119ZM232 61H234L233 63H232ZM73 62H74V64H73ZM101 62V63H100ZM220 62H221V64L224 66L225 65V67H222L221 68V64H220ZM231 62V63H230ZM249 62V63H248ZM261 62V63H260ZM28 63V64H27ZM41 64H40V67H41ZM46 64V65H45ZM56 64V65H55ZM72 64V65H71ZM95 64H96V66H95ZM28 65V66H27ZM61 65H60V67H61ZM74 65V66H73ZM87 65V67H85ZM89 65H91V66H95L96 67V69H95V67H92L91 69H90V67L91 66H89ZM117 65H119L118 67H117ZM197 65V67L199 66V64H196ZM218 65V66H217ZM249 65V66H248ZM261 65V66H260ZM25 66H27V67H25ZM70 66V67H69ZM72 66V67H71ZM77 66H78V68H77ZM82 66H83V68H82ZM121 66H122V68H121ZM195 66V64L193 65V67ZM74 67V68H73ZM86 69H85V68ZM101 67V68H100ZM120 67V69L118 70V68ZM179 67V66H178ZM177 67V68H178ZM230 67V68H229ZM235 67V68H234ZM238 67V68H237ZM261 67V68H260ZM50 68V69H49ZM100 68V69H99ZM104 68V69H103ZM173 68H175V67H173ZM218 68V69H217ZM248 68V69H247ZM42 69H44V70H42ZM67 69H65V70H67ZM74 70V72H73V70ZM88 69V70H87ZM92 71V72H89L90 70ZM101 69H103V70H101ZM76 70V71H75ZM84 70V71H83ZM223 70V71H222ZM237 70H238V73H237ZM240 70H242V72L240 71ZM79 71V72H78ZM119 71V73H118V75H116L117 73L116 72H118ZM194 72L196 71V73L194 74V73H192L194 76L196 75V76H198V75H200L201 73H204V71L203 70H193ZM192 71V72H193ZM225 71V72H224ZM227 71H228V74H226L227 73ZM229 71L231 72V73H233V74H235V75H230L229 76ZM259 71V72H258ZM80 74L79 76H81V77H79L78 76V74ZM88 72V73H87ZM102 72V75L100 74L99 75V73H101ZM113 72V73H112ZM206 72V71H205ZM235 72V73H234ZM74 73V74H73ZM89 73H90V75L91 74H96V77L93 79L94 81H92V79H90L91 81H89V79L87 78L88 76L87 75H89ZM261 73V74H260ZM73 74V75H72ZM77 74V75H76ZM106 74H107V76L109 77H105L104 78V76H106ZM109 74V75H108ZM112 74H114L113 76H111ZM192 74L190 75V74H188V75H190V77L192 76ZM238 74V75H237ZM71 75H72V77L74 76V75H76V77L74 76V78L72 79V77H71ZM87 77H86V76ZM237 75V76H236ZM85 76V77H84ZM97 76H98V78L99 79H101V81L99 80V79H96L97 78ZM99 76H102L104 79H102V77L100 78ZM250 76V77H249ZM134 77V76H133ZM133 77H130V79L131 80H133ZM193 77V76H192ZM24 78V77H23ZM23 78H21L20 79V81H25ZM69 78V79H68ZM84 78H85V80H84ZM222 78V79H221ZM225 78V77H224ZM226 78V79H227ZM249 78V79H248ZM252 78H255V79H252ZM250 79H251V81H250ZM77 80V81H76ZM211 82L213 81V80H216V79H209ZM208 80V81H209ZM220 80H218L217 79V81H215V83L214 84H218L219 83V81ZM254 80V81H253ZM57 81V80H56ZM56 81H55V83H56ZM100 81V82H99ZM165 81V80H164ZM208 81H206V84L208 85ZM210 81H209V84H210ZM225 81V80H224ZM223 81V82H224ZM244 81V82H243ZM73 82V83H72ZM77 82V83H76ZM85 82V83H84ZM6 83V82H5ZM4 83V84H5ZM71 83V84H70ZM91 83V84H90ZM222 83V82H221ZM239 83V84H240ZM2 84V83H1ZM0 84V91H1V89H2V87H3V89H5L4 87H5V85L4 84H2L1 85ZM211 84H213V83H211ZM244 84V85H243ZM246 84V85H245ZM75 86V88H74V86ZM77 85V86H76ZM80 85H82V86H80ZM104 85V87H102ZM73 86V87H72ZM213 86H215V85H213ZM68 90H66L65 88ZM107 87H111V90L109 89V88H107ZM176 87V86H175ZM198 87H200V86H198ZM197 87V85H193V86H191V89L192 90H194V89H196L197 91H191V92H198L199 90L200 91H202V89H203V91H204V88H201V89H197L198 88ZM209 87V88H208ZM207 88H208V90L209 89H212V88H210V85L208 86ZM211 87H212V85H211ZM64 88V89H63ZM73 90H72V89ZM106 88V89H105ZM207 88H206V90L203 92V95H201V96H207V95H210L211 94V92L210 93H207L206 91H208L207 90ZM2 89V90H3ZM81 89H83V90H81ZM87 89V88H86ZM110 90L109 92H110V94L108 93V92H106V91H108V90ZM190 89V90H191ZM75 90H77L76 92H75ZM78 90H79V92H78ZM213 90V89H212ZM212 90H210V91H212ZM65 91V92H64ZM71 91V92H70ZM125 91V90H124ZM243 91V92H242ZM83 92V93H82ZM88 92H89V90H88ZM126 92V91H125ZM209 92V91H208ZM11 93H13V91L11 92ZM104 93H107V94H104ZM126 93H128L127 94V96H126ZM125 94L123 93V95H125L126 97L125 98H127L128 96H129V92L127 91ZM204 93H206V95H204ZM0 94H1V92H0ZM62 95V97L60 96L59 97V95ZM237 94H239V95H237ZM113 95V96H112ZM83 96V97H82ZM106 98H105V97ZM109 96V97H108ZM116 96V97H115ZM239 96V97H238ZM33 97V98H32ZM42 97H44V98H42ZM83 98V99H81V98ZM115 97V98H114ZM208 97V96H207ZM206 97V98H207ZM35 99V98H42V99H45V100H43V101H41L42 102V104L41 105H39V103L37 104H35L34 102H32L31 100L32 99ZM76 98V97H75ZM121 98H123L122 96H121ZM30 99V100H29ZM88 99H86V101L88 100ZM114 99H116L115 100V102H116V104H115V106H114V104L113 103H115L113 100ZM127 99H129V97L127 98ZM137 99V98H136ZM150 99V98H149ZM202 99H203V97H202ZM204 99H205V97H204ZM90 100V99H89ZM108 100H111L112 101V104H110L109 103V101ZM219 101H222V102H220V103H222V104H220L219 103ZM30 102H32V103H30ZM117 102L120 104L119 106L117 105ZM133 102H134V106H133ZM215 102V103H216ZM5 103H6V105H5ZM123 103V104H122ZM12 104V105H11ZM122 104V105H121ZM125 104V105H124ZM225 104V105H224ZM35 105H38V106H40V107H38L37 106V108L36 107H34L35 109H33L32 107L33 106H35ZM110 105H112V108H111V106ZM154 105V104H153ZM153 105H150L151 106V109L154 107ZM218 105V106H217ZM219 105H220V107H219ZM256 105V106H255ZM109 106H110V108H109ZM117 106V107H116ZM123 106H124V108H123ZM130 106V107H129ZM150 106H148V107H150ZM258 106V107H257ZM261 106V107H260ZM66 107V106H65ZM127 107V108H126ZM217 107H219V108H217ZM29 108V109H28ZM62 108H64V107H62ZM118 108V109H117ZM129 108V109H128ZM132 108V109H131ZM134 108V109H133ZM8 109V110H7ZM131 109V110H130ZM148 110H150V108H147ZM207 109V110H206ZM214 109V110H213ZM257 109V110H256ZM201 110V111H200ZM10 111V110H9ZM9 111H8V113L7 112H3V111H1L2 113H7V115L9 114L10 115V113H11V111H10V113H9ZM65 111V108H64V110L63 111H61V112H64ZM66 111H67V114L68 115H70L72 112L70 111V114L68 113L69 112V108H68V110L66 109ZM65 111V112H66ZM190 111V110H189ZM196 111V110H195ZM51 112V113H50ZM102 112V113H101ZM187 113H188V111H186ZM190 112H192V111H190ZM201 112V113H200ZM203 112H204V114H203ZM99 114L98 116H97V114ZM126 113V114H125ZM134 113V114H133ZM58 114H60V113H57V114H55V115H53V116H51V118L52 117H54V116H58L59 117V115ZM64 115H66V113H63ZM133 114V115H132ZM197 114H199V116L197 115ZM62 116V113L60 114V118L62 117V118H66L67 116ZM192 115H194V116H192ZM218 115V116H217ZM226 115H228L227 117H226ZM38 116V117H39ZM57 116H56V119L54 120V118H50L51 120H50V123H53V125H52V128H54V125L55 124H57V123H59V125H60V122L62 121V118L60 119V121H59V118L57 119ZM79 116V115H78ZM78 116H76V117H78ZM89 116V117H90ZM224 116V117H223ZM69 117V116H68ZM67 117V118H68ZM193 117V118H192ZM223 118V119H222ZM227 118V119H226ZM193 119V120H192ZM196 119H197V121H196ZM221 121H220V120ZM11 119H9V124L10 125H12V123L13 122H11V121H13V120H11ZM55 121V122H53V121ZM57 120V121H56ZM117 120H118V122H117ZM7 121V120H6ZM5 121V122H6ZM91 121H92V123H91ZM116 121V122H115ZM125 121V122H126ZM186 121V122H185ZM188 121V122H187ZM218 121V122H217ZM8 122V121H7ZM123 122H121L123 125L124 124H126V123H123ZM223 122V123H222ZM247 122V123H246ZM3 123V125H1V130H3L2 128H4V127H7L9 124H5L4 122H2ZM55 123V124H54ZM63 123V122H62ZM187 123H188V125H187ZM214 123V124H213ZM236 124L235 126H234V124ZM240 123V124H239ZM90 124H88L89 126L88 127H90ZM93 124V125H92ZM121 124V125H122ZM181 124V125H180ZM201 124H202V126H201ZM231 124H233V125H231ZM244 124H245V126H244ZM254 124V125H253ZM6 125V126H5ZM9 125V126H10ZM48 125V124H47ZM51 124H49V127H51L50 126ZM58 125V124H57ZM58 125V126H59ZM104 125V124H103ZM109 125V126H110ZM120 125V124H119ZM190 125V126H189ZM230 126V128H232V129H230L229 128V126ZM239 125V126H238ZM3 126V127H2ZM8 126V127H9ZM56 127V125H55V128H59V127ZM60 126H62V125H60ZM106 126H104V127H106ZM185 126H187V127H185ZM222 126V127H221ZM232 126V127H231ZM235 128H234V127ZM63 127V126H62ZM100 127H103V126H100ZM133 127H135V126H133ZM131 128L132 130H133V132H134V128ZM212 127V128H211ZM226 127H228V129L226 128ZM54 128V129H55ZM96 128V129H95ZM122 129L124 128V127H121ZM128 128H130V127H128ZM173 128V129H172ZM191 128H193V129H191ZM237 128H239V131H238V129ZM245 128V133H246V130L248 131V134H249V141L250 142H248L247 141V143L246 142H244V139L245 138H243L242 139V137H233V138H230V137H232L233 136V134H234V131H237V132H240V131H242V132H240V133H244V129ZM248 128V129H247ZM259 128V129H258ZM4 129H6V128H4ZM60 129V128H59ZM124 129H126V128H124ZM136 129V128H135ZM176 129V130H175ZM227 131H226V130ZM237 129V130H236ZM251 129V130H250ZM55 130H57V129H55ZM83 130V129H82ZM103 130H104V128H103ZM164 130V131H163ZM166 130V131H165ZM178 130H180V131H178ZM216 130V131H215ZM223 130H225V131H223ZM86 131V132H85ZM119 131H121L120 132V135H119ZM184 133H183V132ZM220 131H221V133H220ZM229 131H232L233 132V134L232 133H230V135L231 136H228L229 135ZM252 133H251V132ZM24 132V133H23ZM91 132L93 133V135H90V137L88 136V138L86 137V135L85 134H87V135H89V134H91ZM114 132V131H113ZM132 132V131H131ZM132 132V133H133ZM175 132V133H174ZM177 132V133H176ZM181 132V133H180ZM198 132V133H197ZM200 132V133H199ZM223 132V133H222ZM251 134H250V133ZM26 133H28V132H26ZM122 133V134H121ZM158 133V134H157ZM166 133V134H165ZM171 133V134H170ZM228 133V135H226ZM177 134V135H176ZM208 134V135H207ZM10 135H11V138H10ZM20 135H21V137H23L22 139H21V137H20ZM22 135H24V136H22ZM33 135V136H32ZM43 135H45V136H43ZM85 135V136H84ZM170 135H172V136H174V137H172V136H170ZM176 135V136H175ZM179 135V136H178ZM195 135V136H194ZM201 135V136H200ZM212 135V136H211ZM217 135V136H216ZM224 135V136H223ZM235 135V134H234ZM9 136V137H8ZM31 136H32V138H31ZM41 136V137H40ZM92 136V137H91ZM95 136V137H94ZM120 136V137H119ZM182 136H184V137H181ZM226 136V137H225ZM228 136V137H227ZM6 137H7V139H6ZM36 137V138H35ZM167 137V138H166ZM172 137V138H171ZM221 137V138H220ZM224 137V138H223ZM257 137H260V138H257ZM5 138V139H4ZM16 138V139H15ZM17 138H20V139H17ZM44 138V139H43ZM80 138H82V140H80ZM87 138V139H86ZM105 138V139H104ZM118 138V139H117ZM122 138H123V140H122ZM167 140H166V139ZM168 138L170 139V140H168ZM180 138V139H179ZM196 138V139H195ZM202 138V139H201ZM212 138V139H211ZM235 138H237V139H235ZM241 138V139H240ZM257 138V139H256ZM17 141H15V140ZM156 139L158 140V141H156ZM175 139V140H174ZM177 139V140H176ZM194 139H195V141L197 142V145H196V142L194 141ZM211 139V140H210ZM5 140V141H4ZM18 140H20L19 142H18ZM23 140V141H22ZM32 140V141H31ZM36 140V141H35ZM114 142H113V141ZM151 140V141H150ZM173 140V141H172ZM199 140H202V141H199ZM213 140L215 141V142H213ZM221 142H220V141ZM9 141V142H8ZM12 141V142H11ZM14 141V142H13ZM81 141H83V142H85V143H83V142H81ZM107 143H106V142ZM121 142V143H125L124 144V148L126 149V151H128L129 152V150L131 149L132 151H131V153L132 152H134V156H131V157H128V156H124L123 155V153H118V152H111L109 155H108V157H107V155H102L103 157H101L100 156V154H94V157L92 156H90V155H92L93 153H91V151H85V146H92L93 144L95 145H93L92 146V150H97V149H99V148H102V147H105V146H107V145H112V144H114L115 142ZM123 141V142H122ZM144 141V142H143ZM146 141V142H145ZM154 141V142H153ZM188 141V142H187ZM191 141V142H190ZM208 141H209V144H208ZM225 141V140H224ZM257 141V142H256ZM260 141V142H259ZM2 142V143H1ZM7 142V143H6ZM22 142V143H21ZM25 142H27V144L25 143ZM79 142V143H78ZM101 142V143H100ZM130 142L131 143H135V144H133V145H135V146H133L132 144V146H130ZM162 142H164V144H162ZM165 142L167 143V144H169V148L167 147V149L168 150H170V147H171V144L173 145V143L175 144V145H173L172 147L174 148V149H179V148H177L178 147V145L181 143V142H183V146H184V148L186 147V150L183 148V149H180L181 151H180V153H179V155L181 156V155H183V154H185L184 155V157L183 156H181L183 159H181V157L179 156V155H176V154H178V153H174V154H168V152H166L165 150H167V149H164V147H166V145H165ZM169 142V143H168ZM179 142V143H178ZM217 142V143H216ZM240 142V143H239ZM5 145H4V144ZM24 143L26 144V145H24ZM69 143V142H68ZM67 143V144H68ZM80 143H82V144H80ZM112 143V144H111ZM139 145H138V144ZM158 143V144H157ZM177 143H178V145H177ZM199 143H201V144H199ZM214 143V144H213ZM243 143H244V145H243ZM246 143V144H245ZM22 144V145H21ZM30 144H31V146H33V147H31L30 146ZM67 144H64V145H67ZM85 144V145H84ZM90 144H92V145H90ZM97 144V145H96ZM101 144V145H100ZM187 144V145H186ZM191 144V145H190ZM204 144V145H203ZM213 144V145H212ZM237 144H239V145H237ZM263 144V145H262ZM9 145V144H8ZM70 145V144H69ZM68 145V146H69ZM128 145V146H127ZM160 145H162V147L160 146ZM163 145H164V147H163ZM176 145H177V147H176ZM181 144H180V148H181V146H182ZM197 146V147H195V146ZM206 145H208V146H206ZM246 145H249L250 146V148H248V150H247V148H246ZM1 146H2V148H1ZM11 146V145H10ZM26 146V147H25ZM82 146V147H81ZM152 146V147H151ZM182 146V147H183ZM192 146H194V147H192ZM200 146V148H198ZM203 146V147H202ZM204 146H205V148H204ZM249 146H247V147H249ZM263 146V147H262ZM19 147H20V149H19ZM65 147H67V146H63V148H65ZM135 147V148H134ZM154 147V148H153ZM163 148V152H162V149L161 148ZM220 147V146H219ZM243 147V148H242ZM11 148V149H12ZM17 150H16V149ZM27 148H32V150H29V149H27ZM39 148H43V147H40L39 146ZM238 148V149H237ZM254 148L255 149H258V151L257 150H254ZM83 149V150H82ZM152 149V150H151ZM157 149V150H156ZM161 149V150H160ZM196 149H197V151H196ZM201 149V150H200ZM206 149H207V151H206ZM140 150H141V152H140ZM154 150V151H153ZM183 150V151H182ZM190 150V151H189ZM194 150V151H193ZM199 150H200V152H199ZM241 150V151H240ZM13 151V153L11 152V155L13 156V154L15 153ZM31 151V152H30ZM33 151V152H32ZM43 151V150H42ZM156 151V152H155ZM186 151V152H185ZM189 151V152H188ZM248 151V152H247ZM253 151V152H252ZM5 152V154L3 155V152H2V154H0V158H1V156H2V158L1 159H4V158H6L5 157V155L7 154V152L6 151H4ZM79 152H80V154H79ZM82 152H84V153H82ZM165 152L167 153V154H165ZM179 152V151H178ZM204 152V153H203ZM241 152V153H240ZM8 153H10V152H8ZM18 153V152H17ZM43 153H45V152H43ZM52 153V154H51ZM78 153V154H77ZM87 153H89L90 155H87ZM16 154V153H15ZM115 155V156H113V155ZM122 154V155H121ZM152 154H153V156H152ZM242 154V155H241ZM8 155V154H7ZM10 155V154H9ZM8 155V157H11V156H9ZM26 155V154H25ZM79 155V157H77ZM87 155V156H86ZM159 155H162L161 157L159 156ZM164 155V156H163ZM192 155V156H191ZM200 155V156H201ZM32 156V157H33ZM48 156V157H47ZM100 156V157H99ZM146 156H147V158H146ZM149 156H150V158H149ZM160 157V159H159V157ZM166 156V157H165ZM176 156V157H175ZM180 157V159H179V157ZM200 156H197V159L198 158H205V157H200ZM43 157V158H42ZM76 157V158H75ZM152 157V158H151ZM165 157V158H164ZM170 157V158H169ZM190 157V158H189ZM193 157V158H192ZM51 158H53L52 159V161H51ZM100 158V159H99ZM0 159V160H1ZM33 159V158H32ZM54 159H55V161H54ZM71 159H73L74 160V162H73V160H71ZM85 159V160H84ZM99 159V160H98ZM148 161H147V160ZM156 159V160H155ZM173 159H174V161H173ZM178 159V160H177ZM187 159H189L188 160V162H187ZM63 160V161H62ZM80 160V161H79ZM84 160V161H83ZM158 160V161H157ZM176 160V161H175ZM184 160V161H183ZM193 160H196L195 158L193 159ZM54 161V162H53ZM60 161H62V162H60ZM72 161V162H71ZM90 161V162H89ZM142 161V162H141ZM173 161V162H172ZM181 163H180V162ZM119 162V163H118ZM140 162V163H139ZM46 163V164H45ZM62 163H64L65 165L66 164H68V163H73L71 166H70V168L69 167H67L66 169H61V171H60V166H62L63 164ZM87 163V164H86ZM113 163V164H112ZM132 163V164H133ZM147 163L145 164V165H147ZM166 163H167V161H166ZM175 163V164H176ZM36 164V165H37ZM60 164H62V165H60ZM76 166H75V165ZM86 164V165H85ZM108 165H110V166H108ZM119 165H122L121 167L119 166ZM138 165V166H137ZM177 165V164H176ZM56 166V168H55V170L53 169L54 167ZM75 166V167H74ZM73 167V168H72ZM79 167V168H78ZM88 167V168H87ZM102 167V168H101ZM210 167V166H209ZM212 167H213V165H212ZM212 167H210V168H212ZM214 167H216V166H214ZM30 168H32V167H30ZM50 168H52V170L50 169ZM57 168H58V170H57ZM72 168V169H71ZM76 168V169H75ZM87 168V169H86ZM90 168H92V169H90ZM101 168V169H100ZM69 169V170H68ZM71 169V170H70ZM79 169V170H78ZM108 169V170H107ZM114 169V170H113ZM22 170H24V169H22ZM25 170H27V171H29V169H26L25 168ZM49 170V171H48ZM57 170V171H56ZM77 170H78V172H77ZM102 170V171H101ZM52 171H54V173L52 172ZM56 171V172H55ZM63 171V172H62ZM73 171V172H72ZM76 171V172H75ZM110 171H114L113 173H110ZM19 172V171H18ZM21 172V171H20ZM19 172V173H20ZM48 172V173H47ZM49 172H50V174H49ZM62 172V173H61ZM70 172V173H69ZM84 172H88L90 175H86ZM94 172V171H93ZM18 173V174H19ZM21 173H23V171L21 172ZM31 173V172H30ZM58 173V174H57ZM76 173V174H75ZM78 173V174H77ZM87 173V174H88ZM37 174V173H36ZM45 174H47V175H45ZM75 174V175H74ZM96 174V173H95ZM99 174V173H98ZM100 174V175H101ZM23 175V174H22ZM28 175H30V174H28ZM49 175V176H48ZM53 175V176H52ZM57 175H58V177H57ZM84 175H86V176H84ZM31 176L33 177V176H35L36 177V175H35V173L34 174H31ZM40 176V177H41ZM70 178H69V177ZM81 176V177H82ZM78 177V178H79ZM56 178V180H52V179H55ZM120 178H122V179H124L123 177H120ZM58 179V180H57ZM62 179V180H61ZM46 180H44V181H46ZM70 180H72V179H70ZM74 180V179H73ZM48 181V182H49ZM55 182H53V183H55ZM41 187H43L44 189H45V185H43V184H41L40 185ZM50 186H48V188H46V189H48V190H51L50 188H49ZM53 187H54V185H53ZM56 187H60V186H57V185H55V189H56ZM77 187V186H76ZM73 188V190L71 189L70 191H72V192H76L77 190V192L76 193H78V194H82V193H87V192H89L88 190H87V188H89L90 186H83V188L85 187L86 188V190L84 189H81V188ZM58 189H60V190H58ZM56 191H62L63 189L60 187V188H58ZM76 189V190H75ZM79 189H80V191L82 192V193H80V191H79ZM53 191V190H52ZM7 192V194H8V190L6 191ZM11 192V191H10ZM10 192H9V194H10ZM2 193V192H1ZM12 193V195H14L15 194V197L16 196H18V195H21V193H22V195H24V193L26 194V195H24V196H22L21 198V201L22 202H25V203H31V204H29V206L27 205V207L25 206V207H21V208H23V209H26L27 208V210L26 211H30V209H31V211L33 210H36V207H35V205L37 204V202H39L38 204H41V202H40V200H42V199H40V198H37V197H31L30 195H28L26 192H20V190H16V191H12L11 192ZM11 194H10V196H12ZM85 197V196H84ZM29 198V199H28ZM32 198V199H31ZM34 199V200H33ZM29 200V201H28ZM36 202V204H35V202ZM32 203H34V205H32ZM37 204V205H38ZM1 205V204H0ZM31 206H33V208L31 207ZM34 207H35V209H34ZM1 209V208H0ZM2 210V209H1ZM2 211H4V210H2ZM1 211V213H0V215L3 213ZM259 239L261 240V242H259ZM244 240V242H242ZM242 241H241V243H239V246H246L247 248L248 247H253V246H255V244H261L262 242H263V240H264V238H263V240H262V238H258V242H257V240H253L252 238H246V239H243ZM251 242H252V244H251ZM243 243V244H242ZM255 243V244H254ZM264 243V242H263ZM246 244V245H245ZM258 247H260V246H258ZM233 257V256H232ZM234 257L236 258L237 256H235L234 255ZM242 258V257H241ZM238 259V260H237ZM246 260V264L248 263V264H251V263H253V264H262V263H264V260H262L261 259V262L262 263H258V262H260L259 260H256L257 258H242V261H241V259H240V257L238 258H236L235 260L233 259V264H241L240 262H242V263H244V261ZM248 259L251 261V260H253V261H251V262H248ZM244 260V261H243ZM238 262V263H237ZM244 263V264H245Z\"/></svg>",
    "mask_w": 264,
    "mask_h": 264
}]
</instances>
